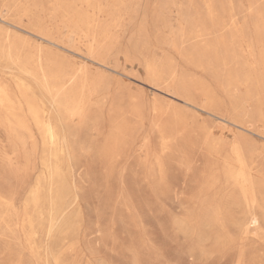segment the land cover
Instances as JSON below:
<instances>
[{
	"label": "rangeland",
	"instance_id": "rangeland-1",
	"mask_svg": "<svg viewBox=\"0 0 264 264\" xmlns=\"http://www.w3.org/2000/svg\"><path fill=\"white\" fill-rule=\"evenodd\" d=\"M0 264H264V0H0Z\"/></svg>",
	"mask_w": 264,
	"mask_h": 264
}]
</instances>
